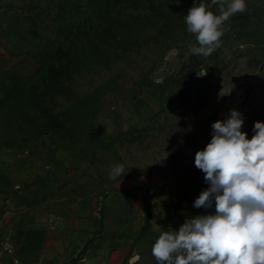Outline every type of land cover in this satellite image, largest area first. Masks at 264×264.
I'll use <instances>...</instances> for the list:
<instances>
[{
    "label": "rangeland",
    "instance_id": "obj_1",
    "mask_svg": "<svg viewBox=\"0 0 264 264\" xmlns=\"http://www.w3.org/2000/svg\"><path fill=\"white\" fill-rule=\"evenodd\" d=\"M139 1L152 18L121 0H0V160L43 180L69 221L84 203L89 249L110 242L111 264H160L162 231L215 213L193 206L210 187L194 161L214 122L237 110L248 139L264 122V0H245L208 57L190 52L185 16L211 0ZM85 258L71 264H102Z\"/></svg>",
    "mask_w": 264,
    "mask_h": 264
},
{
    "label": "clouds",
    "instance_id": "obj_2",
    "mask_svg": "<svg viewBox=\"0 0 264 264\" xmlns=\"http://www.w3.org/2000/svg\"><path fill=\"white\" fill-rule=\"evenodd\" d=\"M212 6H218V15L209 10ZM246 9L245 0L191 7L185 23L199 46L190 52L210 56L220 46L225 22ZM243 124L235 109L212 124V139L194 161L210 187L193 206L207 209L214 201L215 213L186 219L178 231H162L152 247L160 264H264V122H255L251 139L241 131ZM123 172V164H117L108 178Z\"/></svg>",
    "mask_w": 264,
    "mask_h": 264
},
{
    "label": "crops",
    "instance_id": "obj_3",
    "mask_svg": "<svg viewBox=\"0 0 264 264\" xmlns=\"http://www.w3.org/2000/svg\"><path fill=\"white\" fill-rule=\"evenodd\" d=\"M25 178L24 169L0 160V264H71L95 234L91 212L76 204L69 221L70 205L43 180ZM121 243L115 254H125L131 240ZM84 256L87 262L111 264L110 242L86 249Z\"/></svg>",
    "mask_w": 264,
    "mask_h": 264
},
{
    "label": "trees",
    "instance_id": "obj_4",
    "mask_svg": "<svg viewBox=\"0 0 264 264\" xmlns=\"http://www.w3.org/2000/svg\"><path fill=\"white\" fill-rule=\"evenodd\" d=\"M121 2L125 3L126 5H128V7H127L128 11L137 12L138 10H140L141 13L143 15L147 16L149 19L152 18V14H154V11L156 10L155 9V4L153 2H150V5H146L147 3H143V2L141 3V1H139V0H126V1H122L121 0ZM140 4H141L142 7H141V9H138ZM111 10H109V12L112 13V12H114L115 8L111 9ZM88 248H89V244L85 247L84 251L80 254V256L84 255L85 250L88 249Z\"/></svg>",
    "mask_w": 264,
    "mask_h": 264
}]
</instances>
